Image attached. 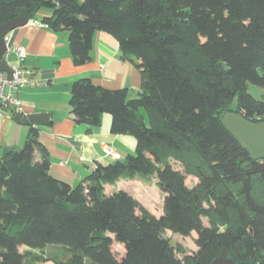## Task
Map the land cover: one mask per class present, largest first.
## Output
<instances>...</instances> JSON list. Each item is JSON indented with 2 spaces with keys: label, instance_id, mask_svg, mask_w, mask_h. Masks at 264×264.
Listing matches in <instances>:
<instances>
[{
  "label": "trees",
  "instance_id": "1",
  "mask_svg": "<svg viewBox=\"0 0 264 264\" xmlns=\"http://www.w3.org/2000/svg\"><path fill=\"white\" fill-rule=\"evenodd\" d=\"M41 12L43 26L69 33L76 66L92 60L97 32L135 58V98L80 79L70 109L89 127L109 114L111 133L137 148L71 186L50 174L40 129L29 125L24 147L0 155V264H211L224 250L236 264H264V160L223 124L230 112L264 121V101L248 92L264 88V0H0L2 24ZM138 176L157 178L161 217L124 190L106 193ZM168 230L197 232V250L185 254Z\"/></svg>",
  "mask_w": 264,
  "mask_h": 264
},
{
  "label": "crops",
  "instance_id": "2",
  "mask_svg": "<svg viewBox=\"0 0 264 264\" xmlns=\"http://www.w3.org/2000/svg\"><path fill=\"white\" fill-rule=\"evenodd\" d=\"M44 14L41 12L27 25L11 33L12 43L26 50L24 70L35 81L34 85L22 88L16 96L22 103L23 115H50L46 125L38 126L39 140L50 156V174L77 186L99 165L107 166L135 154L137 141L133 136L113 135L109 114L103 115L99 127L76 123L70 109L72 84L80 79H89L106 89H128L130 97L135 98L141 91V73L135 58L126 59L116 37L106 32L95 34L92 60L86 65L76 66L69 48V33L65 30L54 32L43 26L41 19ZM14 59L11 54L10 62ZM4 115L0 120V155L9 148L24 147L29 132V125L13 120L15 115L10 109H4ZM36 156L39 159L38 153ZM124 181L134 180L106 185V193L123 190L119 184ZM132 196L143 203L142 197ZM37 264L55 263L47 260Z\"/></svg>",
  "mask_w": 264,
  "mask_h": 264
},
{
  "label": "water",
  "instance_id": "3",
  "mask_svg": "<svg viewBox=\"0 0 264 264\" xmlns=\"http://www.w3.org/2000/svg\"><path fill=\"white\" fill-rule=\"evenodd\" d=\"M25 16L8 21L5 24L0 22V72L7 74L8 79L12 78V69L6 60L7 44L5 37L14 30L29 23ZM50 115L46 113L21 115L16 114L14 121L22 125L43 126L48 123ZM225 128L237 139V141L251 153L254 160H264V121L252 122L242 115L234 112L226 114L223 118ZM96 172H100L97 168ZM211 264H236L224 250Z\"/></svg>",
  "mask_w": 264,
  "mask_h": 264
},
{
  "label": "rangeland",
  "instance_id": "4",
  "mask_svg": "<svg viewBox=\"0 0 264 264\" xmlns=\"http://www.w3.org/2000/svg\"><path fill=\"white\" fill-rule=\"evenodd\" d=\"M248 92L255 97L257 100L264 101V88L255 86L251 83L248 84ZM143 114L144 111L142 112ZM23 148V147H22ZM173 167L181 172H184V168L179 163L173 161ZM186 183L189 187L195 186L198 182V179L187 175ZM119 187L127 192H130L131 195H135L137 197H142L141 203L143 206L149 208L150 212L160 217L164 214V193L160 190L157 182V178L152 176L148 179H144L141 176H138L136 180L133 182H122L119 184ZM146 208V209H147ZM148 210V209H147ZM204 224L206 226L209 225V221L204 219ZM165 237L172 241V244L175 247H182L184 249L185 254H191L192 252L197 250L196 239L198 238L197 232H192L190 236H182L180 234H175L171 231L165 232ZM114 251L116 253L123 251L122 246L115 244ZM183 254H179V257L182 259Z\"/></svg>",
  "mask_w": 264,
  "mask_h": 264
},
{
  "label": "built area",
  "instance_id": "5",
  "mask_svg": "<svg viewBox=\"0 0 264 264\" xmlns=\"http://www.w3.org/2000/svg\"><path fill=\"white\" fill-rule=\"evenodd\" d=\"M5 41L8 49L6 60L12 69V78L8 79L6 73L0 72V120L5 116L4 109H10L13 114L23 115L22 103L16 95L22 88L35 84L24 70L26 50L12 43L11 33L5 37ZM11 54L15 58L13 62L9 60ZM107 154H111V151H107Z\"/></svg>",
  "mask_w": 264,
  "mask_h": 264
}]
</instances>
